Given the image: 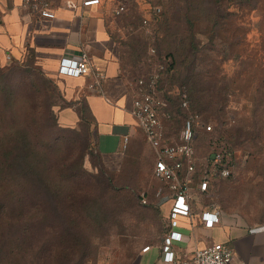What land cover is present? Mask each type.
<instances>
[{
    "label": "rangeland",
    "instance_id": "374dc122",
    "mask_svg": "<svg viewBox=\"0 0 264 264\" xmlns=\"http://www.w3.org/2000/svg\"><path fill=\"white\" fill-rule=\"evenodd\" d=\"M133 1L135 9L116 18L145 35V40L137 44L144 48V55L153 35H157L160 51V58H153L140 72H156L158 80L162 73L158 91L165 99L171 95L168 99L173 110L177 108L175 97L180 85L187 86L194 105L212 125L209 131L223 135L222 142L228 140L234 145L232 174L219 179L202 201L215 203L222 213L238 215L247 222L264 223V0ZM155 6L161 9L158 16L151 14ZM144 16L151 20L146 28ZM164 36L166 40L162 41ZM167 54L175 57L176 63L172 72L165 73ZM193 54L197 63L189 66ZM28 69L0 76V104L1 96L8 90L13 94L11 108L4 111L0 107V135L8 141L16 138L20 130L25 131L33 141L37 167H48V179L53 185L63 167L68 172L66 186L76 180L80 186L93 187V195L78 199L99 203L98 216L103 214V222H92L83 216L76 229L83 243H73L67 237L63 245L54 231L58 215L48 214L52 227L46 229L42 214L36 213L32 239L25 238L23 231L16 246L9 248L5 243L0 264H132L146 243V230H150L152 238L165 229L159 210L150 207L146 187L132 186L133 177L142 178L144 173L129 172L128 167H110L95 147L91 125L80 120L76 109L71 107L75 113L70 110L60 92L49 90L53 79ZM39 93L44 96H38L41 108L31 114V100ZM46 95L50 96V107L45 106L49 103ZM180 126L181 119L177 127L172 123L169 134L174 135ZM222 142L215 148H220ZM198 143V157L203 159L213 145L208 144V135ZM15 152L22 155L20 149ZM18 161L17 167H22ZM78 171L83 174H76ZM87 173H99L101 182L94 184ZM105 183L111 190L103 189ZM189 185L194 188L195 183ZM152 187L156 189L154 196L161 197L160 183L155 181ZM194 198L200 199L196 192ZM62 214L67 220L72 211ZM30 241L32 245L28 244ZM69 249L76 251L73 257L67 255ZM83 253L87 256L83 257Z\"/></svg>",
    "mask_w": 264,
    "mask_h": 264
},
{
    "label": "crops",
    "instance_id": "0c3cea01",
    "mask_svg": "<svg viewBox=\"0 0 264 264\" xmlns=\"http://www.w3.org/2000/svg\"><path fill=\"white\" fill-rule=\"evenodd\" d=\"M47 1L54 17L41 16L25 0H0V69L30 60L31 67L53 79L70 110L75 113L71 107H77L86 117L95 147L110 167H128L129 172L144 173L142 178L133 177L132 186L146 187L150 207L159 210L165 229L152 238L150 230H146V243L132 264H166L161 244L170 229V191L153 175L155 151L131 112L135 89L127 78L131 66L127 62V41L131 40L132 26L116 18L124 13L115 16L112 12L115 5L124 3L131 13L136 7L134 1L100 0L84 6L82 0H72L76 7L67 6V0ZM81 51H86L94 69L104 74L102 92L90 86L91 75L72 77L56 73L61 56L77 57ZM125 137L127 143L123 148ZM155 181L162 188L161 197L154 196ZM209 190L212 192L213 187ZM209 195L192 202L190 217L179 218L177 229L182 238L173 245L175 256L190 259L195 249L221 242L232 248L242 264H264V223L247 222L238 215L223 212L219 224L203 227L199 212L210 203L202 201ZM145 246L149 248L143 251Z\"/></svg>",
    "mask_w": 264,
    "mask_h": 264
},
{
    "label": "built area",
    "instance_id": "2783aa9c",
    "mask_svg": "<svg viewBox=\"0 0 264 264\" xmlns=\"http://www.w3.org/2000/svg\"><path fill=\"white\" fill-rule=\"evenodd\" d=\"M25 2L41 16L55 15L47 0H25ZM99 2L100 0H82V5L88 6ZM66 5L77 6L72 0H67ZM126 7L124 3H120L113 7L112 12L118 16L126 11ZM159 10L156 8V11ZM143 24H147L146 18L143 19ZM154 52V49L150 48L149 54L153 55ZM55 71L57 74L72 77L91 75L90 86L102 92L101 81L105 76L101 71L94 69L86 51H81L77 57L61 56ZM158 77L156 72L138 77L134 83L135 97L131 112L155 151L153 175L170 191L171 205L168 214L170 229L161 244L162 260L166 264H242L232 248L221 242H213L195 249L190 259H180L175 256L173 245L182 238V233L177 229L179 218L192 215V202L196 200L194 192L204 196L209 192L213 182L232 173L234 152L217 148L211 149L203 159L198 157L196 129L202 126L209 131L211 125L203 123L200 115L190 109L185 90L180 91V108L185 112L182 126L175 136L166 135L165 120L170 115V108L167 100L159 94ZM126 143L127 137L124 138L123 148L126 147ZM190 182L195 183L194 188L190 187ZM221 216L222 211L215 203L203 205V209L199 212V219L205 228L219 224ZM148 248L149 246H145L143 251Z\"/></svg>",
    "mask_w": 264,
    "mask_h": 264
},
{
    "label": "trees",
    "instance_id": "16d2710c",
    "mask_svg": "<svg viewBox=\"0 0 264 264\" xmlns=\"http://www.w3.org/2000/svg\"><path fill=\"white\" fill-rule=\"evenodd\" d=\"M135 6V5H134ZM156 8H159L158 6H155L151 9L152 16H158L161 13V9L159 11H156ZM124 14H127L128 11L126 9ZM122 13V14H123ZM144 16L142 18L145 19ZM147 19V24L150 23V19ZM132 26V25H131ZM146 28V25H144ZM132 26L131 30V40L130 42L127 41V45L129 47V50L127 51V54L129 56V60L127 61L128 64H130L129 71H127V78L131 85L134 86V89L136 87V80L138 77L143 76L145 74H142L140 71L145 66V64L150 65V61L153 58H160V51L158 50L156 46V40L157 35L150 36V46L147 51V55H144L143 50L144 48H139L137 46L138 43L141 41H144L145 35L142 33H137L134 31ZM160 38H158L159 40ZM166 37L164 36L162 38V41H165ZM161 41V42H162ZM182 42V41H181ZM183 43V42H182ZM150 48L154 49V54L150 55L149 51ZM165 60H167V66L165 67V73L172 72L175 69V57L173 58L171 55L167 54ZM196 55L193 54L190 57L189 60V66H195L197 63V59L195 58ZM19 65V64H18ZM12 65L9 67H5L0 69V76H2L5 73L11 72L13 70H29L28 68L31 67L30 60H28L26 63H23L22 65ZM32 70H35L33 67H31ZM36 71V70H35ZM37 74H40L41 76H44L42 71L37 70ZM147 72L146 74H148ZM161 78L162 73L160 75V78L158 80V87L160 88L161 84ZM49 84L51 88L49 89L51 92H55L56 85L53 81H49ZM187 87V86H186ZM184 88L182 85L179 87V91L176 94L175 99H178L177 102V108L174 110L171 109V102L169 101V97L171 95L166 96V100L169 104L170 108V115L165 120L166 125V135L175 136L179 129L182 126L185 112L180 108V91L185 90L187 93V97L189 100L190 109L197 112L203 123L211 125L209 122H207L200 110L196 108L194 105V102L192 100V96L190 94L189 89ZM38 91V90H37ZM48 92V91H47ZM44 97L41 93L37 96H34V99L31 103V106L29 108L30 113L38 112L41 108L39 97ZM2 103L0 104V107L5 111L7 109H10L13 105V94L12 90H8L6 95H2ZM49 95H46V99L49 98ZM199 99V98H198ZM49 101V99H47ZM225 102V100H223ZM52 105L49 101V103L45 106L50 107ZM78 114H80V120H84L87 122L86 117L79 111L77 107H75ZM28 112V111H27ZM36 114V113H35ZM2 119V116L0 114V120ZM181 119V126L179 129H175L174 135L169 134L168 130L171 128V124L173 123L175 127H177L178 120ZM176 124H175V123ZM89 123V122H87ZM28 125H25L24 128L30 133ZM212 129V125H211ZM210 129V130H211ZM30 135V134H29ZM208 135V144L213 145L211 149H216L215 146L220 145L224 139V136L219 133H214V131H207L205 128L198 127L196 129V147L198 150V142L201 138H206ZM31 138V137H30ZM25 135V131L20 130L19 134L16 138H9V140H5V137L3 138L0 135V254L5 251V243L9 244V248H13L16 246V241L21 242V234L25 233L28 240L32 239L31 230L33 226V219L35 217L36 213L42 214L41 221L43 222V226L47 229L48 227H52L49 222V213H55L58 216L57 218V225L55 226L56 232H58L59 235V242L60 244L65 245L66 244V238L70 237L72 239L73 243H76L77 241L83 243V237L80 232H78L76 229L79 225V222H81V218L83 216H86L89 218L92 222H103V214L98 216V211L100 210V206L96 203V201H80L78 198L81 196H91L94 194L93 187H84L80 186V183H76V180L73 181L72 186H66L65 179L68 176V172L61 167L59 170V180L55 182L53 185L50 183L48 179V167H37L36 161L33 157V148L34 144L33 141L30 140ZM226 143L222 142L221 149L225 150H231L235 154V148L234 145H232L228 140L225 141ZM219 148V147H218ZM16 149H20L22 151V155H20V152L16 153ZM234 157L232 164L234 163ZM20 160L23 163L22 167H17V164ZM63 166V165H62ZM76 174L80 173V171L75 172ZM83 174V172L80 173V175ZM232 174V173H231ZM230 174V175H231ZM73 175L72 172L69 173V176L71 177ZM85 175V174H84ZM87 178H91L93 180L94 184H99L101 182L99 173L97 174H88ZM229 175V176H230ZM227 176V177H229ZM226 178V177H225ZM217 183V182H216ZM215 182L212 183L211 187H215ZM105 191L111 190V186L106 183L104 186H102ZM211 194V191L208 192ZM70 209L72 211V214L70 217H67V220L64 219L65 216H62L63 212ZM97 212V213H96ZM101 212V211H100ZM23 241V240H22ZM29 245H32L31 241L28 243ZM58 245V247H61V245ZM46 246V245H45ZM66 249L68 247H65ZM72 248H74V245H72ZM15 250V249H11ZM64 250V249H62ZM62 252V251H61ZM74 249H69L67 255L69 257H73L75 255ZM87 253H83V257H86Z\"/></svg>",
    "mask_w": 264,
    "mask_h": 264
}]
</instances>
